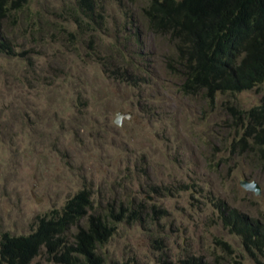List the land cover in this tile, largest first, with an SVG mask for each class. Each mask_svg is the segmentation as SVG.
<instances>
[{
    "label": "rangeland",
    "instance_id": "374dc122",
    "mask_svg": "<svg viewBox=\"0 0 264 264\" xmlns=\"http://www.w3.org/2000/svg\"><path fill=\"white\" fill-rule=\"evenodd\" d=\"M70 2L28 0L3 27L12 52H0V237L28 233L38 215L85 189L87 215L111 203L142 207L122 214L100 248L105 264L186 255L255 264L218 204L264 223V155L253 158L248 141L231 147L228 108L259 104L264 80L234 94H187L166 67L171 46L136 13L125 23L109 3L102 24L78 36L62 14ZM117 113L130 115L116 124ZM29 264L58 263L40 253Z\"/></svg>",
    "mask_w": 264,
    "mask_h": 264
},
{
    "label": "trees",
    "instance_id": "16d2710c",
    "mask_svg": "<svg viewBox=\"0 0 264 264\" xmlns=\"http://www.w3.org/2000/svg\"><path fill=\"white\" fill-rule=\"evenodd\" d=\"M27 2L0 0V52L3 54L12 52L3 32L4 24ZM109 3L121 11L125 23H133L136 13L146 32L171 46L173 56L166 67L180 77V87L187 94L200 88L206 89L208 95L218 90L234 94L252 89L264 80V0H71L64 5L62 14L75 23L76 34L81 36L102 24L100 20L108 15L105 5ZM134 9L138 11L133 12ZM237 26L244 33L243 39L221 49L226 44L223 40ZM137 35L136 31V44L139 43ZM172 59L179 67L174 66ZM228 108L235 124L231 147L236 143L242 149L248 141L249 148L256 152L253 158H262L264 94L259 104L247 110L237 105ZM90 195L85 189L77 191L60 209L38 215L26 234L3 232L0 264H29L40 253L58 264H105L100 248L115 232L122 214L126 212L127 217L134 218L139 216L136 213L142 207L138 204L131 210V205L121 203L114 211L111 203L105 210L87 215L92 209ZM218 211L223 227L240 237L252 261L264 264V223L225 203L218 204ZM111 264L131 263L125 260ZM157 264L214 263L201 256L186 255L177 262L160 256ZM233 264L242 263L235 260Z\"/></svg>",
    "mask_w": 264,
    "mask_h": 264
},
{
    "label": "water",
    "instance_id": "95a60500",
    "mask_svg": "<svg viewBox=\"0 0 264 264\" xmlns=\"http://www.w3.org/2000/svg\"><path fill=\"white\" fill-rule=\"evenodd\" d=\"M123 115H125V116L128 117L130 114L117 113L116 118H115V122H116V124H120V119H121V117H122ZM239 184H240L243 188H245V189H247V190H250V191H253L255 194H259V192H260L259 185H258V183H257L256 181H254V180H248V179H246V178H244V179H240V180H239Z\"/></svg>",
    "mask_w": 264,
    "mask_h": 264
},
{
    "label": "clouds",
    "instance_id": "9594fccd",
    "mask_svg": "<svg viewBox=\"0 0 264 264\" xmlns=\"http://www.w3.org/2000/svg\"><path fill=\"white\" fill-rule=\"evenodd\" d=\"M253 15H255V14H253ZM235 29H233L232 31H230V34L227 35L228 38L226 40H223V42H225L226 44H224L223 47H221V49H225V48H229L231 46H234L240 40L243 39L242 36H243L244 33L240 30V27L237 26ZM242 91H244V90H242Z\"/></svg>",
    "mask_w": 264,
    "mask_h": 264
}]
</instances>
